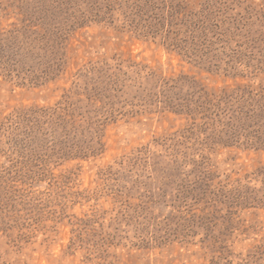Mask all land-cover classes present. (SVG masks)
<instances>
[{
    "label": "rangeland",
    "instance_id": "rangeland-1",
    "mask_svg": "<svg viewBox=\"0 0 264 264\" xmlns=\"http://www.w3.org/2000/svg\"><path fill=\"white\" fill-rule=\"evenodd\" d=\"M0 264H264V0H0Z\"/></svg>",
    "mask_w": 264,
    "mask_h": 264
}]
</instances>
